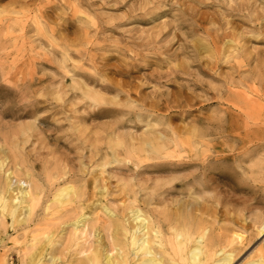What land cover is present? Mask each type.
I'll return each mask as SVG.
<instances>
[{"label": "rangeland", "instance_id": "obj_1", "mask_svg": "<svg viewBox=\"0 0 264 264\" xmlns=\"http://www.w3.org/2000/svg\"><path fill=\"white\" fill-rule=\"evenodd\" d=\"M3 158L0 183L8 171L13 185L40 186L27 232L0 216L4 264H25L44 233L54 234L52 258L38 264H77L93 248L114 255L112 222L136 207L161 222L164 239L170 221L193 227L188 245L203 236L208 263L226 253L230 264L255 262L264 256V0H0ZM70 183L77 194L60 208L52 196ZM46 202L60 213L44 212ZM78 209L88 221L73 249Z\"/></svg>", "mask_w": 264, "mask_h": 264}, {"label": "bare ground", "instance_id": "obj_2", "mask_svg": "<svg viewBox=\"0 0 264 264\" xmlns=\"http://www.w3.org/2000/svg\"><path fill=\"white\" fill-rule=\"evenodd\" d=\"M29 127H30V125H29ZM3 153H4V151H3ZM5 158H3L2 160L0 159V170L4 166L3 165V162H5ZM12 158H13V156H12ZM88 161H89V159H88ZM184 166L185 165H183V167ZM3 170H5V168ZM81 171H83V170H81ZM1 172H2V170H1ZM5 173H7L6 176H5V181L4 182L2 181L3 183H0V216H2V219L4 218L3 216H5L6 214H7V216H10V218H11V227H12L11 230L14 229V226H22L24 228V231L23 232H27V231H25L26 228L24 227V224L28 223L30 220L32 221V213L34 212L33 211V206H34L35 200L37 199V195H38L37 193H38V191L40 189L39 188L40 186L38 184L36 185L35 183L31 182L29 179H23V180L22 179H19L17 181H14L16 183H15V185H13L12 178H11V175H12L11 172L6 171ZM16 178L18 179V177H16ZM52 182L54 183V181H52ZM50 183H51V181H50ZM50 183H49V186L52 185L51 187H53V185L55 184V183L54 184L53 183L50 184ZM94 183H95V181H94ZM64 185H62V187L60 186L58 189L56 188L57 190L54 193V195L52 196V201L54 203L56 202L55 204L58 203V205L60 206V208L61 207H64V206H67V205L69 206L73 202V199L70 198L69 196L71 194H77V191H76L75 186L71 185V183L68 184V185H66V186H64ZM93 185H92V188H94ZM42 193H43V191H41V194ZM187 193H189V192H187ZM43 197H44V195H43ZM80 198H81V196H80ZM55 204H54V206H55ZM52 205L53 204H51L50 206H52ZM84 205H85V203H84ZM66 208H68V207H66ZM103 208H104V206H103ZM79 210L81 211L82 209H78V211ZM63 211H64V209H63ZM95 211H97V210H95ZM44 212H46V213H48L50 215H53V214H55V212L56 213H58V212L60 213V210L59 209H56V208L54 210H51V209L49 210V205L46 202V205L44 206ZM105 212L107 213V215H110L111 217L113 216V212L111 210L105 208ZM46 213H45V215H46ZM129 213H131V214L128 215V217H125L124 219H122V221L121 220H118V221L112 222L113 223V227H114V231H112V232H115V233L118 232L119 233L118 235H120L118 237H121L122 238V239L121 238L118 239L111 232L113 234V236L116 237L117 240H119L117 242V246H115V247L112 248V249H115V252H114L115 254L114 255H112V253H110V252H105V251H103V252H105V253H103L102 250H105L104 248L101 249V251L98 248H93V250H91L90 254L88 256H86L84 258V260H81V262L80 263L78 262V263L79 264H230L232 262L233 257L231 255V253H226L220 259H217V260L215 259L211 263H208L207 252H206V250H205V248H204V246L202 244L203 236H199L197 239H195L196 242H195V244L193 246L188 245V242L191 240V237H192V233L190 232V230L193 227L189 230L188 229L189 227H187V225H185V223H181L182 221L180 223H178V224H176L177 223L176 221H175V223L173 221H170L169 222V229L172 230L171 236L169 238H167V239H164V237L162 235V230L164 229V227L161 224V222H158L157 220H156V222H154L152 220L154 216L151 217V216H148V214L141 213V210L139 208H137V207L136 208H133V209H129ZM85 214H86V212L82 210V213H80L76 218H74L68 224V225H71V227H72V228L70 227L71 228V232H70V235H71L70 238L71 239L70 240L73 243L72 244L73 245L72 246L73 249H75L74 246L76 247L78 245V241L80 240L81 236L84 234L85 228L87 227L88 216H85ZM20 215H22V217H20ZM104 215H105V213H104ZM180 216H181V214H180ZM45 217H47V216H45ZM45 217H43V218H45ZM65 217H66V215H65ZM93 219H95V218L93 217ZM93 219H91V220H93ZM117 219H119V218H117ZM129 219L133 223L128 222ZM45 222H46V220H45ZM93 222H94V220H93ZM186 222H187V220H186ZM50 224H51V222H50ZM44 228H46V227L44 226ZM36 229L37 228H35V230ZM38 229H39V227H38ZM48 229H50V227ZM258 229H259L258 230L259 231V235H261V237L264 238V222H262V224L259 226ZM98 231H99V228H98ZM35 232H37V231H35ZM35 232H33V233H35ZM48 232H49V230H48ZM89 232H90V230H89ZM89 232H86V233H89ZM42 233H44V232H42ZM97 233H96V236H97ZM29 234L30 233H27L25 235V238H27L29 236ZM90 234H91V232L88 234V237H89ZM234 235H236L237 238H240V236L238 234H234ZM33 236H35V235H33ZM52 236H51V234L46 235V233H44L43 236L42 235L40 236L41 239H42V237H44V238L46 237V241H47L45 243L46 245H42V246H40L39 249H37V251H34V252L31 251V253L27 254L26 255L27 256V262L25 264H38V263H40V261L43 258H45L46 255H48L50 258H52V256L50 254H47V246H50V244L52 243V240H53L52 239L53 238ZM98 236H99V234H98ZM36 239H31L33 241H30V242H32L30 244V246H32L33 248L35 247V244L38 243ZM89 241H91V240H89ZM32 247H30V248H32ZM68 247H70V246H68ZM72 247H71V249H72ZM154 247H156L157 250H154ZM68 249H70V248H68ZM112 249H110V250H112ZM84 251L85 250L83 248V250H78L77 253H82L83 254ZM25 252H27V250H25ZM72 252H74V251H72ZM262 252H264V251H262ZM213 253H215V252H213ZM24 254H26V253H24ZM65 254H66V252H65ZM80 255H79V257H80ZM61 257H62V255H61ZM76 257H77V255H76ZM0 258H2L1 264H4L6 260L5 261L3 260V255H0ZM55 258H56L55 260L58 262L59 260H57V257L56 256H55ZM22 260L24 261L23 258H22ZM53 260H54V258H53ZM56 261H55V264H56ZM75 262H76V260H75ZM52 263H53V261H52ZM248 264H264V256L260 255L257 259H255V262H251V263H248Z\"/></svg>", "mask_w": 264, "mask_h": 264}]
</instances>
